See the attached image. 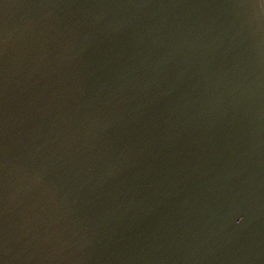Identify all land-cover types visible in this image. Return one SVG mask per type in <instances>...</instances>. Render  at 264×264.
<instances>
[{"label":"water","instance_id":"obj_1","mask_svg":"<svg viewBox=\"0 0 264 264\" xmlns=\"http://www.w3.org/2000/svg\"><path fill=\"white\" fill-rule=\"evenodd\" d=\"M0 264H264V0H0Z\"/></svg>","mask_w":264,"mask_h":264}]
</instances>
